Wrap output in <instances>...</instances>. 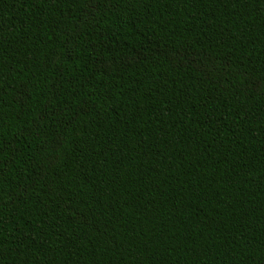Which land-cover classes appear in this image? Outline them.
Here are the masks:
<instances>
[{"label": "trees", "instance_id": "1", "mask_svg": "<svg viewBox=\"0 0 264 264\" xmlns=\"http://www.w3.org/2000/svg\"><path fill=\"white\" fill-rule=\"evenodd\" d=\"M0 264H264V0H0Z\"/></svg>", "mask_w": 264, "mask_h": 264}]
</instances>
